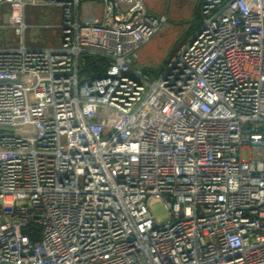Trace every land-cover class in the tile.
<instances>
[{"label":"built area","instance_id":"obj_1","mask_svg":"<svg viewBox=\"0 0 264 264\" xmlns=\"http://www.w3.org/2000/svg\"><path fill=\"white\" fill-rule=\"evenodd\" d=\"M84 1L0 0V264H264V0H201L155 79L167 17ZM28 6L61 8L58 46L26 45Z\"/></svg>","mask_w":264,"mask_h":264},{"label":"rangeland","instance_id":"obj_2","mask_svg":"<svg viewBox=\"0 0 264 264\" xmlns=\"http://www.w3.org/2000/svg\"><path fill=\"white\" fill-rule=\"evenodd\" d=\"M121 3L129 6L131 0H119ZM147 10L155 15L166 14L168 19V28L166 30L156 33L146 44L143 52L146 53L152 60V64H147V60L138 58L134 65L147 73L152 79L158 77L165 66V62L169 57L172 49L178 47L180 44L187 41L194 35L198 24H200L202 16L200 9H196L197 0H143ZM91 10L94 14L102 15L103 3L98 0H88L82 3L80 13L83 15L84 10ZM195 10V11H194ZM58 6H28L26 8V21L28 29L25 32V42L28 47L32 48H51L59 45L61 37L60 25L62 22V12ZM83 11V12H82ZM9 13L8 5L0 6V23L4 21ZM97 15V16H99ZM85 16V15H84ZM190 16H196L193 23ZM87 20H89L85 16ZM19 41L12 30L0 27V43L1 44H15ZM140 53V52H139ZM84 67L83 63L81 64ZM146 66V67H145ZM155 68L154 70L146 68ZM155 72L156 74H152ZM112 128L109 127L104 133V137L111 134ZM260 151L253 149V151L244 150L243 157L250 158L251 156L258 157ZM150 207L157 218L163 220L168 216L163 202L157 197L152 198Z\"/></svg>","mask_w":264,"mask_h":264},{"label":"crops","instance_id":"obj_3","mask_svg":"<svg viewBox=\"0 0 264 264\" xmlns=\"http://www.w3.org/2000/svg\"><path fill=\"white\" fill-rule=\"evenodd\" d=\"M200 3H201V0H197L196 1V8H195V10L197 9H200ZM34 7H36V6H34ZM81 8H82V6H81ZM194 10V11H195ZM83 12V11H82ZM103 12V11H102ZM200 13H201V10H200ZM103 14V13H102ZM89 16V17H87L89 20H87L86 19V17L85 16ZM97 15H99L98 13H96V14H94V12L93 11H91V10H87V9H85L84 10V14L82 15L81 14V20L82 21H84V22H89V23H98V22H100L101 20H102V15H99V16H97ZM163 15H165L166 17L168 16V15H166V14H163ZM192 17H193V19H192ZM200 17H202V16H200ZM195 18H196V16H190V18L189 19H192L193 20V23H194V21H195ZM202 20V19H201ZM198 26H199V24H198ZM198 26H197V28H198ZM197 28H196V30H197ZM144 47H145V44L139 49V51H138V53H139V57L138 58H140V59H143V60H147V64H152V60H150V61H148L149 60V56L146 54V53H144L143 52V50H144ZM176 48V47H175ZM175 49H172V52L170 53V55L173 53V51H174ZM166 63V62H165ZM146 67V66H145ZM148 67H150V66H148ZM143 68L144 67H142L141 69L143 70ZM150 69L152 70H154L155 68H153V67H150ZM98 69L97 68H95L94 69V71H97ZM152 74H156L155 72H153ZM159 75V74H158Z\"/></svg>","mask_w":264,"mask_h":264},{"label":"trees","instance_id":"obj_4","mask_svg":"<svg viewBox=\"0 0 264 264\" xmlns=\"http://www.w3.org/2000/svg\"><path fill=\"white\" fill-rule=\"evenodd\" d=\"M82 63L84 65L83 72H87V71H94V68H96L95 63L92 61V58L89 56H84L82 58ZM148 69V71L150 70V68H146Z\"/></svg>","mask_w":264,"mask_h":264}]
</instances>
